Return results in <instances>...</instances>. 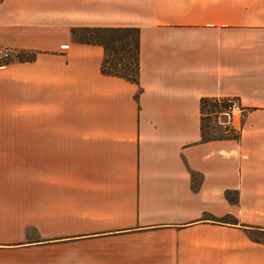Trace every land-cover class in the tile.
<instances>
[{"label": "crops", "instance_id": "obj_1", "mask_svg": "<svg viewBox=\"0 0 264 264\" xmlns=\"http://www.w3.org/2000/svg\"><path fill=\"white\" fill-rule=\"evenodd\" d=\"M84 27L138 28L137 82ZM0 46V264H264V0H0Z\"/></svg>", "mask_w": 264, "mask_h": 264}, {"label": "trees", "instance_id": "obj_2", "mask_svg": "<svg viewBox=\"0 0 264 264\" xmlns=\"http://www.w3.org/2000/svg\"><path fill=\"white\" fill-rule=\"evenodd\" d=\"M73 39L79 42L98 43L103 47V57L100 70L106 74L121 76L129 81L137 82L138 76V28L137 27H84L72 28ZM19 58L29 57L22 52ZM200 131L202 139L232 136L237 132L229 123L223 126L224 134L210 136L206 134L205 120L217 112V102L214 97L199 98ZM227 131H230L227 133Z\"/></svg>", "mask_w": 264, "mask_h": 264}, {"label": "built area", "instance_id": "obj_3", "mask_svg": "<svg viewBox=\"0 0 264 264\" xmlns=\"http://www.w3.org/2000/svg\"><path fill=\"white\" fill-rule=\"evenodd\" d=\"M11 49L5 46H0V64L7 62L11 58ZM217 102V112L220 115H225L226 123H229L231 114L234 110L239 109L236 98L234 97H214Z\"/></svg>", "mask_w": 264, "mask_h": 264}, {"label": "rangeland", "instance_id": "obj_4", "mask_svg": "<svg viewBox=\"0 0 264 264\" xmlns=\"http://www.w3.org/2000/svg\"><path fill=\"white\" fill-rule=\"evenodd\" d=\"M225 115H220L218 113L210 116L207 120H205V127L204 130L206 134L210 136H218L222 135L224 132L223 126L226 123ZM230 131H227V133Z\"/></svg>", "mask_w": 264, "mask_h": 264}]
</instances>
